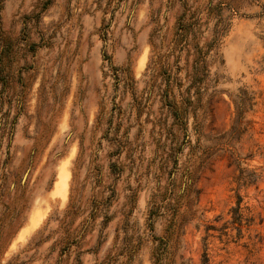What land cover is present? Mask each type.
Here are the masks:
<instances>
[{
	"label": "rangeland",
	"instance_id": "obj_1",
	"mask_svg": "<svg viewBox=\"0 0 264 264\" xmlns=\"http://www.w3.org/2000/svg\"><path fill=\"white\" fill-rule=\"evenodd\" d=\"M45 1L0 0V264H264V0Z\"/></svg>",
	"mask_w": 264,
	"mask_h": 264
},
{
	"label": "trees",
	"instance_id": "obj_2",
	"mask_svg": "<svg viewBox=\"0 0 264 264\" xmlns=\"http://www.w3.org/2000/svg\"><path fill=\"white\" fill-rule=\"evenodd\" d=\"M51 1L52 0H46L44 2V5L41 7V9L34 12L32 15H28L26 19L30 20V18H35L36 20H38L40 18L41 12L44 11L50 5ZM185 17H186L185 15H182L180 18L184 19ZM193 23H197V21L194 20V22H190L187 25H183L180 23L181 27H180V30L177 31V36L174 39V46L172 47V49H178V50L187 48L188 52H190V55L193 56L192 69L189 71L190 84L187 86V89L185 90V92L182 93V99L180 101L171 100L168 103V106L172 110L174 119L176 121L180 118V114L182 110H184V112H187V110L191 106L195 105V100L193 99V94L191 90L193 87H196V86L200 88L199 84L203 80L202 75L203 73H206V70H207L206 57H207V54L209 53V50L207 49L203 51V46H200V44L198 43V40L196 39V35H195L196 34L195 30L193 32V29H194L192 27ZM191 35H193V37ZM216 36L217 37L220 36V32L216 31L215 39H217ZM5 41L8 43V47L12 48V41L9 39H5ZM6 50L7 49H5L4 47V49H2L0 53V70L4 68L2 66H4L3 60L5 57ZM172 78H173V75L169 73L167 77L166 88H165L166 97H169V95L172 93L173 86L175 85L173 81H171ZM239 210H240V204L238 208L237 207L234 208V211H237V213H239ZM239 215L241 214L239 213ZM238 222L240 223V220Z\"/></svg>",
	"mask_w": 264,
	"mask_h": 264
}]
</instances>
